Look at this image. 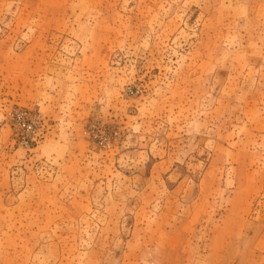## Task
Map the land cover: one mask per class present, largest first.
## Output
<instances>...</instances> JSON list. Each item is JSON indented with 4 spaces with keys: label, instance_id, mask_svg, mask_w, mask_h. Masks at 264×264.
Here are the masks:
<instances>
[{
    "label": "rangeland",
    "instance_id": "1",
    "mask_svg": "<svg viewBox=\"0 0 264 264\" xmlns=\"http://www.w3.org/2000/svg\"><path fill=\"white\" fill-rule=\"evenodd\" d=\"M0 264H264V0H0Z\"/></svg>",
    "mask_w": 264,
    "mask_h": 264
},
{
    "label": "built area",
    "instance_id": "2",
    "mask_svg": "<svg viewBox=\"0 0 264 264\" xmlns=\"http://www.w3.org/2000/svg\"><path fill=\"white\" fill-rule=\"evenodd\" d=\"M16 126L19 128L21 134L25 133L27 137L35 135V116H32L27 111L16 112L15 115ZM34 139V138H31Z\"/></svg>",
    "mask_w": 264,
    "mask_h": 264
}]
</instances>
